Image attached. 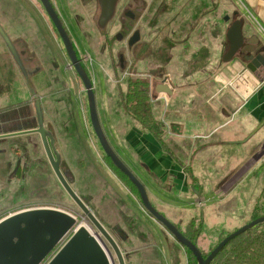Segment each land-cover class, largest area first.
Wrapping results in <instances>:
<instances>
[{"label":"rangeland","instance_id":"1","mask_svg":"<svg viewBox=\"0 0 264 264\" xmlns=\"http://www.w3.org/2000/svg\"><path fill=\"white\" fill-rule=\"evenodd\" d=\"M2 1L0 0V4ZM161 1L164 0H154L153 6L148 9L155 14L158 21L155 27L163 26L161 14L167 10L166 3L162 4ZM165 1L170 4L169 8H174L172 5H175V10L171 13L177 12L178 7L186 4L185 18L191 19L185 29L189 31L192 21L200 22L197 33L202 32L204 43L207 39V46L203 45L196 52L203 56L198 59L197 71L192 72V77L183 82L179 78L183 73H173L176 85L173 96L165 98L164 93L171 90L164 92L160 88V98L150 102L146 116L138 114L134 117L126 109L125 98L130 85H134L138 79L133 73L132 58L126 45L115 38L121 32V24L125 20L116 17L105 31L101 32L97 28L90 39L92 48L82 37L81 48L86 51L83 58L94 82L101 122L111 145L113 146L109 136L112 132L111 124L103 107L107 101L114 113H121L125 120V114H128L129 121H137L165 139L164 145H170L174 151L167 150L187 167L193 181L207 187L205 190L209 191L206 193L209 198L208 205L193 211L179 208L173 210L174 219L177 221L176 224L173 223L191 237L207 256L228 235L264 216V126L246 143H227L228 146L213 144L226 139V136H241L240 141L245 140L258 127L249 130L246 110L236 112L242 100H237L238 94L230 86L234 81V87L241 88L245 85V76L257 77L247 69L244 56L257 53L259 49L256 50V44L247 43L232 62H223V56L228 50L226 33L238 18L235 16L236 8L232 0ZM215 7L217 41L212 36L211 26L212 16L214 18L212 10ZM6 11L13 13V9L7 8ZM4 14L5 8L0 6V23L7 34L32 39L29 41L30 48L38 52V58L41 57L44 61V72L37 74L31 84L42 103L46 128L53 133L57 148L61 151V170L64 174L68 173L67 178L69 177L73 190L98 221L101 223L98 217L104 221L103 226L119 245L126 264H198V260L145 210L136 189L107 158L91 124L85 87L78 74L69 66L71 62L60 42L49 35L50 40L47 43L52 57L40 51L41 47L36 45L37 27L34 22L28 19L25 21L24 17L20 18L21 15L16 13L14 18L11 17L13 25ZM227 17L230 18L229 21ZM82 23L83 30L94 27L87 19ZM126 23L129 24V21ZM25 28H29V31L24 32ZM43 28L49 32L45 22ZM158 31L161 29H155L154 33ZM24 33L29 35L25 36ZM244 35L247 41L252 39H249L245 31ZM121 53L126 55L124 68L120 66ZM181 53V50H176L169 64H155V68L163 65L172 71H177V67L183 69L184 55ZM11 55L0 37V111L6 112L5 121L0 124V134L15 131V122H19L22 129L37 126L34 96ZM232 65L236 67L232 70L236 74L228 71ZM57 69L61 71L62 81ZM215 76H218L217 83L214 82ZM156 83L157 81L154 82ZM210 84L215 89H211ZM152 88H149L150 94L153 93ZM213 94H216L215 99L211 100ZM228 95L232 96L230 102L235 103L237 100V107L226 106L224 100ZM15 108L24 110V115L12 122L8 115ZM21 119L24 122L21 123ZM23 124L27 126L24 127ZM169 133L170 138L167 136ZM19 136L0 140V214L36 203L64 205L82 213L59 182L48 162L43 143L40 148L44 167L42 174L31 168L24 178L13 175L19 161L32 165L29 158H19V143H27L28 140ZM235 141L238 140L232 142ZM11 144L13 149H8L6 145ZM113 148L116 151L114 146ZM48 173L49 176H44ZM10 176L11 181L8 180ZM44 177L49 182L41 184V180L46 181ZM148 194L150 197L149 191ZM3 195L5 198H2ZM155 204L156 209L164 215L165 206L159 202ZM84 223L96 232L89 221ZM243 249L255 255V264H264V224L234 240L226 247V254L233 259ZM112 253L114 254L113 251ZM114 258L115 263L119 264L115 255Z\"/></svg>","mask_w":264,"mask_h":264},{"label":"flooded vegetation","instance_id":"2","mask_svg":"<svg viewBox=\"0 0 264 264\" xmlns=\"http://www.w3.org/2000/svg\"><path fill=\"white\" fill-rule=\"evenodd\" d=\"M113 1L115 4L114 16L110 20L106 28L111 24L113 20L116 19V17L119 18L121 17L125 20V23L121 24L122 27L121 32L118 33L115 36V38L119 42H124L127 50L131 54L133 73L138 79L135 81L136 82L135 84L140 86L145 92L147 91L150 102H152V100H156L160 98L159 95L160 93H158L157 90L161 84L164 87L171 90L169 92L164 93L166 95L165 98L173 96L175 91L173 88L176 86L174 83L173 73L175 75L177 72L183 73L179 77L180 80H182L183 82L188 81V79L192 77V72L197 71L196 66L198 64V59L203 56V54L197 55L196 52L201 50L203 45L207 46V39L204 43L202 32L197 33L200 22L199 23L196 21L190 22L189 31L187 32L185 27H187L188 22L191 18L188 20L185 18L184 6L186 4H183L180 7H178L177 12L175 11L171 13L173 9L175 10V5H172L174 8H169L170 4H167V1L164 0L161 1V3L162 4L166 3L167 10H164V14H161L163 26L155 27L156 24L158 23V21L156 20V16L154 13H150L148 11V9L153 6L152 4L154 3V0H113ZM49 2L52 8L54 9L55 13L57 14L58 19L60 20V23L62 24V27L64 28L66 35L70 39V42L73 45L78 60L81 62L84 70L88 73L86 61L83 58V53L86 51L81 48L83 47L82 37L87 40L88 46L92 48L93 46L90 42L92 34L96 32L97 28H99L101 32L106 30V28L102 29L99 26V20L102 13L100 0H49ZM0 6L2 8L3 7L5 8L4 15L8 18V20L12 24L13 22L11 17L14 18V15L16 13L21 15L20 18L24 17L25 21H27L26 19H28L35 23L37 27L35 31V36H36L35 40L37 41L36 45L41 47L40 51L42 52L44 51L48 55L52 56V53L49 50V44L47 43V41L50 40L49 39V35H50V37L53 36L60 42L61 46L66 52V48L58 32V29L56 28L49 14L47 13L42 0H3ZM7 8L13 9V13L10 14V11L7 13L6 11ZM200 15L201 14H199V16ZM212 15H214V18L213 16L211 18L212 36L214 35V38L217 41L218 26L215 17L216 7L215 9L212 10ZM44 18L46 20H44ZM86 19L88 20V22H92V24L94 25L93 29H91L92 31L89 30V28L83 30L84 27L82 22H84V20ZM127 21H129V24L126 23ZM199 21H201L200 18ZM43 22H45L46 28L49 32H47L46 29L43 28ZM155 29L157 30L161 29V31L154 33ZM28 31L29 28L24 29V32H28ZM28 35L29 34H25V36ZM10 38L12 39L14 45L16 46V49L19 52L24 67L30 77V81H32V79L37 74L44 72V68H45L44 61L42 60L41 57L38 58L39 57L38 52L30 48L29 41H31L32 39L27 37L25 38L23 36H18V37L10 36ZM132 39H134V43L132 47H129V43ZM4 45L7 51L10 53L5 42ZM262 49L264 48L258 50L257 53L254 54L249 53L248 55L256 56L257 54L262 52ZM176 50L179 51L181 50L182 52L181 54L184 55L182 59L183 69L177 67L176 69L177 71H172L165 68L163 65L155 68V64H166V63L169 64L172 61L171 56L173 55V53H175ZM205 54L207 53L205 52ZM125 56L126 55L124 53L120 54L121 68H124L125 66V59H126ZM216 62L217 60L215 61V64ZM246 63L248 65L247 61ZM69 66L73 71L76 72L72 63L69 64ZM184 69H186V71H184ZM263 70L264 68L258 69L254 75L257 76L260 75L261 71ZM60 72L61 71L58 70V73L61 76L59 77V79H61L62 81L63 77ZM23 77L27 84L26 77L24 76V74ZM158 77H160V79ZM217 80H218V76H215L214 82L217 83L218 82ZM155 81H157L156 84H154ZM158 82L160 83L158 84ZM150 87H153L152 94H150L149 92ZM20 121L22 123L24 122V119H21ZM15 123L18 128L19 127L23 128L21 127L19 122H15ZM25 126L27 125H24V127ZM19 137L25 138V140H27L28 138L27 143H23V142L19 143L21 144L20 148L18 149L19 158L20 159H23L24 157L29 158L30 162H32V165H29L31 163H27V162L23 163L22 160L19 161V165L13 172V175L15 177L24 178L26 174L29 173V169L31 168H35L36 169L35 172L38 171L39 174H42L44 167H43L42 157L40 156L41 154L40 148L43 143L41 135L39 133H33ZM6 146L8 149H13L12 144ZM33 163H35V166H33ZM49 175L50 173L44 176L47 177ZM64 175L67 177L68 173H65ZM46 177H44L46 181H42V180L40 181L41 184L44 182L46 183L49 182ZM11 179L12 177L10 176L8 180L11 181ZM37 179L40 178L37 177ZM45 193L46 192H44V194ZM33 194L37 195L36 192H33ZM2 198H5V195H3ZM54 205L55 204L52 203H36L31 205H24L13 210L5 211L0 214V223L13 214L25 210L38 209V208L61 210L67 212L68 214L76 218L77 223L67 232V234L61 240L58 241V243H56V245L44 257H42L41 259L37 258L39 259V261L36 264H51L58 256V254L66 247V245L74 237L76 230L83 224L87 225V223L84 222H88L87 218L82 213L76 210H71L69 207H66L64 205H58V204H56L55 206ZM0 239H3V234L0 235ZM18 241L19 240L15 238V242ZM6 250H7V245L4 244L3 251ZM0 257H1V253H0ZM11 257H12L11 255H6L2 259L1 263L8 264Z\"/></svg>","mask_w":264,"mask_h":264},{"label":"water","instance_id":"3","mask_svg":"<svg viewBox=\"0 0 264 264\" xmlns=\"http://www.w3.org/2000/svg\"><path fill=\"white\" fill-rule=\"evenodd\" d=\"M42 2L47 13L58 29L70 62L74 66L85 87L89 103L91 124L104 153L112 161L114 166L119 171H121L135 186L140 195L143 207L153 217V219L161 224L175 240H177L182 246L191 252L192 255L198 260V264H211L213 260L233 240L253 229L254 227L264 224V216L254 219L250 223L244 225L240 229H237L235 232L224 238L209 255L205 256L196 242H192L190 239H188L177 225L161 214L152 204L144 183L122 160V158L114 150L113 146L109 142L100 119L94 82L84 70L81 62L78 60L73 45L66 35L64 28L62 27V24L60 23V20L58 19V16L52 8L49 0H42ZM100 2L102 13L99 20V26L104 29L114 16L115 4L113 0H100ZM235 16H239L238 12L235 13ZM229 19L230 18L227 17L228 21ZM243 27L244 21L237 18L231 24L226 33L228 40V50L223 56V62L226 64L232 62L247 43L254 44L257 41L256 39L255 42L252 40L247 41L244 36ZM0 36L7 45L20 71L26 77L27 86L31 94L34 96V106L37 117L36 127H25L24 129L19 127L18 131L16 132L0 134V140L19 135L39 133L41 135L43 147L50 165L58 177L59 182L96 230V232H94L86 224L80 226L76 230V233L71 241L58 254L51 264H110V261L111 264H116L114 255L116 256L119 264H126L124 254L117 242L103 226V224L98 221L90 208L76 194L71 186L70 181L62 172V154L57 148V141L53 133L46 128L42 103L36 95V91L31 84L30 77L24 67L23 61L18 50L16 49V46L1 23ZM133 43L134 39L130 41L129 47H132ZM244 59L248 62V70L255 74L258 69L264 68V49H262V52L256 56L246 55ZM160 88H162L164 92H166L165 89H168L161 84L157 90L158 92H160ZM262 126H264V121L257 128H255L245 140L228 142V144L246 143L255 136ZM76 223L77 220L74 216L57 209H30L9 216L0 223V235L3 234V239H0V263L6 255L12 256L8 264L38 263L39 259L37 258L41 259L44 257ZM15 238H17L19 241L15 242ZM4 244L7 245L6 251H3Z\"/></svg>","mask_w":264,"mask_h":264},{"label":"crops","instance_id":"4","mask_svg":"<svg viewBox=\"0 0 264 264\" xmlns=\"http://www.w3.org/2000/svg\"><path fill=\"white\" fill-rule=\"evenodd\" d=\"M232 2L239 14L238 19L244 21L243 32L245 31L253 42H255V39L257 40L254 43L256 44V50L264 48V34L260 31L261 27L264 28V0H232ZM233 69H236V67L232 65L228 68V71L231 72ZM1 70L5 71L6 69ZM232 72L236 74V71ZM260 75H255L257 77L245 76L246 81H243L245 85L241 88H235L234 81L231 82L232 84L230 83L233 92L238 94L239 98L237 100H242L239 109L236 108V112L242 109L246 110L249 130L254 129L264 121V70L261 71ZM213 88L215 89L211 85V89ZM216 94H218V90H216ZM216 94L212 95L211 100L215 99ZM229 100H232V96L228 95L227 99L224 100L228 108L237 107V100L235 103ZM103 107L105 108L104 112L107 120L111 124L112 132L109 136L112 139L113 146L122 160L144 183L147 191L150 192V200L155 208H157L156 202L165 206L164 215L175 223L177 222L173 213L175 208L193 211L208 205L209 198L206 193L209 191L205 190L207 187L193 181L194 179L187 171V167L177 161L170 153L174 151L173 148L170 145H164L166 143L165 139L160 138L156 132L144 127L139 122L129 121L128 114H125L127 115L125 120V117L122 118L121 113L117 111L114 113L109 108L108 101L104 103ZM9 112V120H12V122L24 115L22 113L24 110L17 108ZM4 114L6 112L0 111V124L5 121ZM105 127L108 131L106 123ZM18 129L16 126L15 131H18ZM170 135L169 133L167 136L170 138ZM241 139V136L230 138L226 136V139L213 144L214 146H228V142L240 141ZM98 218L104 225L101 217Z\"/></svg>","mask_w":264,"mask_h":264},{"label":"trees","instance_id":"5","mask_svg":"<svg viewBox=\"0 0 264 264\" xmlns=\"http://www.w3.org/2000/svg\"><path fill=\"white\" fill-rule=\"evenodd\" d=\"M126 102V109L131 114H134V117H137L138 114H143L144 116L147 115L149 111L150 101L147 91L145 92L140 86L136 84H131L129 88V93L125 98ZM133 111L135 113H133ZM148 128V127H147ZM152 130V129H151ZM108 158V157H107ZM109 159V158H108ZM110 160V159H109ZM111 161V160H110ZM112 162V161H111ZM113 164V163H112ZM114 165V164H113ZM116 168V167H115ZM117 169V168H116ZM118 170V169H117ZM119 171V170H118ZM128 181L129 179L121 172ZM129 183L135 188V186L129 181ZM136 189V188H135ZM137 191V189H136ZM138 192V191H137ZM139 194V193H138ZM140 198V195H139ZM141 200V199H140ZM142 203V202H141ZM262 225V224H261ZM260 226V225H258ZM258 226L254 227L252 230L257 228ZM180 229V228H179ZM183 232V231H182ZM250 230L246 233L247 235ZM184 233V232H183ZM243 234V235H244ZM185 235V234H184ZM188 239H191L187 234L185 235ZM242 236V235H241ZM240 237V236H239ZM238 237V239H239ZM237 239V238H236ZM235 239V240H236ZM234 241V240H233ZM233 241L231 243H233ZM195 242V241H192ZM230 243V244H231ZM228 247V246H227ZM191 253V252H190ZM192 254V253H191ZM204 254V253H203ZM211 264H255V255L251 251H247L246 249L240 250L237 252V256H233V259L230 255L226 254V248L213 260Z\"/></svg>","mask_w":264,"mask_h":264},{"label":"built area","instance_id":"6","mask_svg":"<svg viewBox=\"0 0 264 264\" xmlns=\"http://www.w3.org/2000/svg\"><path fill=\"white\" fill-rule=\"evenodd\" d=\"M260 31L262 32V34H264V28H260Z\"/></svg>","mask_w":264,"mask_h":264},{"label":"bare ground","instance_id":"7","mask_svg":"<svg viewBox=\"0 0 264 264\" xmlns=\"http://www.w3.org/2000/svg\"><path fill=\"white\" fill-rule=\"evenodd\" d=\"M89 228V227H88ZM110 264H111V261H110Z\"/></svg>","mask_w":264,"mask_h":264}]
</instances>
